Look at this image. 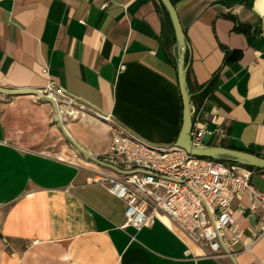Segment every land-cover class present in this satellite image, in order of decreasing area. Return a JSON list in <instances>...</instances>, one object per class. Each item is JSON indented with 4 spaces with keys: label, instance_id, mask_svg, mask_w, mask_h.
<instances>
[{
    "label": "crops",
    "instance_id": "1",
    "mask_svg": "<svg viewBox=\"0 0 264 264\" xmlns=\"http://www.w3.org/2000/svg\"><path fill=\"white\" fill-rule=\"evenodd\" d=\"M189 52L190 85H213L193 109L203 143L264 157V0H170ZM159 0H0V87L50 81L110 114L141 138L175 142L182 122L177 48ZM46 69V71H43ZM92 157L106 153V124L62 120ZM250 183L264 193V169ZM98 167L66 137L54 106L0 92V264H264V234L232 207L235 252L211 257L162 221L124 224L125 202L93 181ZM243 244L249 249L243 250Z\"/></svg>",
    "mask_w": 264,
    "mask_h": 264
},
{
    "label": "built area",
    "instance_id": "2",
    "mask_svg": "<svg viewBox=\"0 0 264 264\" xmlns=\"http://www.w3.org/2000/svg\"><path fill=\"white\" fill-rule=\"evenodd\" d=\"M39 90L52 100L57 121L58 117L62 121L65 116L77 118L85 113L107 125L111 135L108 150L103 155L91 156L98 167L93 181L125 202L122 227L131 225L139 230L159 220L183 241L205 247L209 256L233 259L235 252L224 232L231 231V241L239 240L232 207L244 197L240 210L254 217L260 228L254 241L264 234V193L250 183L251 171L247 166L196 156L174 143L149 142L110 114L78 103L53 81ZM202 107H192L190 137L195 146L204 144L203 137L212 133L198 117ZM247 249L249 245L243 244V250Z\"/></svg>",
    "mask_w": 264,
    "mask_h": 264
},
{
    "label": "water",
    "instance_id": "3",
    "mask_svg": "<svg viewBox=\"0 0 264 264\" xmlns=\"http://www.w3.org/2000/svg\"><path fill=\"white\" fill-rule=\"evenodd\" d=\"M159 2L165 8L169 19L171 21L175 39H176V48H177V78H178V87L182 101V122L177 138L174 142L175 145L185 149L187 152L196 155L204 156L217 160L235 162L247 167H255L259 169H264V157H260L256 154L239 150L228 148L218 145H207L202 144L200 146H195L191 142L190 132L193 126V114H192V93H190L186 74L188 70V62L185 60L186 52H189V46L186 42V37L182 26L180 24L177 11L170 0H159ZM0 92L11 93L14 95L17 94H33L45 98L46 101L53 103L51 99L45 97L39 89H7L0 87ZM56 113L57 109L55 108ZM58 122L65 133L66 137L71 141V143L82 153L86 154L91 158L84 149H82L67 133L64 128V125L60 118L58 117Z\"/></svg>",
    "mask_w": 264,
    "mask_h": 264
},
{
    "label": "trees",
    "instance_id": "4",
    "mask_svg": "<svg viewBox=\"0 0 264 264\" xmlns=\"http://www.w3.org/2000/svg\"><path fill=\"white\" fill-rule=\"evenodd\" d=\"M158 5H161V7L165 10V8L163 7V5L161 3H159ZM186 80H187V85H188V88H189V91L190 93H192V98L191 100L192 101H195V99H198V101H200V99L207 94V92L209 91V89L212 87L213 85V80H211L207 85L205 86H201L199 87V89H194L191 87L190 85V80H189V73L187 71V74H186ZM250 167V166H249ZM253 168V167H251Z\"/></svg>",
    "mask_w": 264,
    "mask_h": 264
}]
</instances>
